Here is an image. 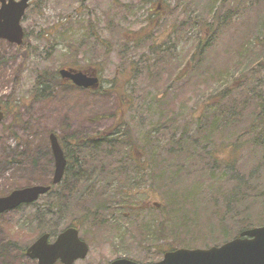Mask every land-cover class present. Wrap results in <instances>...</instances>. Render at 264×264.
Segmentation results:
<instances>
[{
	"label": "rangeland",
	"instance_id": "obj_1",
	"mask_svg": "<svg viewBox=\"0 0 264 264\" xmlns=\"http://www.w3.org/2000/svg\"><path fill=\"white\" fill-rule=\"evenodd\" d=\"M213 3L216 14L208 27L210 0H30L21 20L28 56L23 65L17 46L0 39V105L7 111L0 122V196L51 180V132L59 140H69L120 132L126 123L133 157L138 167L145 168L133 175L119 161L123 137L119 138L122 147L112 149L109 157L104 151L99 157L89 153L84 167L75 170L77 181L68 171L63 186L40 195L34 205L0 215V264H14L11 255L17 251L9 248V242L25 248L44 232H50L53 240L71 223L89 246L85 258L75 264H108L117 258L149 264L163 252L153 240L140 241L141 229L153 222L164 223L157 229L164 238L159 244L172 242L173 226L185 242L191 231L183 229L192 224L196 233L191 237L198 243L209 239H198L197 230L209 219L227 216L231 210L244 214L246 206L245 213L263 211L264 150L260 148L264 147L260 143L245 145L232 158L228 157L232 148L223 145L221 152L216 151L222 157L212 174L213 162H206L203 152L212 150L210 142L219 137L229 141L241 133L247 138L245 133L255 122V97L264 96V0ZM199 33L203 43L193 59ZM139 35L155 39V47L148 51V41L142 39L138 48L131 49L126 42ZM128 58L137 62L134 72L124 69ZM259 59L263 65L256 70ZM63 67L96 70L102 91L64 82L49 99L31 98L36 71L58 72ZM241 71L247 73L242 75L246 79ZM112 79L119 95L114 88L104 91ZM220 85L230 86L229 97L217 106H205L206 96ZM13 89L16 98L10 101ZM120 96L123 101L117 99ZM209 126L214 136L207 131ZM69 154L73 161L75 153ZM176 168L181 171L171 183L170 172ZM127 177L133 178L130 185ZM117 188L132 193L127 204L121 206ZM77 190L82 193L79 204L74 201ZM56 191L58 196L63 191L72 195L53 215L45 204L52 199L53 204H61L54 199ZM102 198L106 201L100 204L110 207L82 217L95 203L92 199ZM36 216L39 219L33 221ZM19 217L26 218L27 224L16 220ZM235 229H230L226 240L192 248L218 246L234 238Z\"/></svg>",
	"mask_w": 264,
	"mask_h": 264
},
{
	"label": "trees",
	"instance_id": "obj_2",
	"mask_svg": "<svg viewBox=\"0 0 264 264\" xmlns=\"http://www.w3.org/2000/svg\"><path fill=\"white\" fill-rule=\"evenodd\" d=\"M211 4L209 9H211V20L209 23H207L208 27L212 26V19L214 17V14H216V7L214 6V0H210ZM213 4V6H212ZM170 12V11H169ZM155 16V13H152ZM166 16V15H165ZM140 37H138V39L132 40V41H127L126 44H129L131 49L134 50V48H138L139 47V43L142 42V39H145V41H148V47L147 50H152L153 47H155V43H157V41L155 39H152L151 36H147V37H143L139 35ZM149 37V38H148ZM141 38V39H140ZM203 43V38L201 37V34H197L196 38L194 39V51L191 55V58H195V51H198L200 49V45ZM17 50L20 52L21 56H22V64L23 65L25 63V61L27 60V48H25L24 44L22 43L21 45L17 46ZM200 57V56H198ZM126 60V67L124 69H126V71L129 72H134L136 70V66H137V62L135 60H131V58L125 59ZM192 60V59H191ZM263 59H259L256 64L254 65V69L259 70L261 68V66L263 65ZM189 62V61H188ZM81 69V68H80ZM86 70V69H83ZM241 77H245L242 75H246L243 74L242 71L240 72ZM18 77L16 76V79L14 78V80H17ZM246 79V77H245ZM113 82L112 85H110L107 89H104V91L107 92H113L112 88L115 89V85L114 82L115 80L112 79L111 80ZM64 83V81L59 77L58 72L56 70H39L35 72V78H34V83L30 92V96L31 98L35 99V100H43V99H49L54 90L61 86ZM227 85H229L230 83H226ZM230 90V86L223 88V86H216V90L213 93H210L209 95L206 96V102L204 103L205 106L208 105H214L217 106L219 105L222 101H224L225 99H227L230 95L229 93ZM92 92L94 91H102L101 88V84L99 85L98 88L91 90ZM114 92H117L119 95V91L117 89L114 90ZM12 94H10L9 99L10 101H14L15 97V89H13L11 91ZM121 94V93H120ZM118 100L123 101L124 97L120 96V98H117ZM255 100L257 101V103H255V122L252 123L250 125V127L248 128V130L246 131V135L248 136L247 138H242L240 135L241 133H239L238 135L235 136L234 140H224L223 137H219V139L214 142L211 141L210 144L213 145V149L212 150H208V151H204L203 154V159L206 162L212 161L213 162V166L212 168H210L211 174L213 173V169L215 168V166L217 165V162L219 161L220 154L216 153V151L221 152L222 150H220V148L223 145H227L228 148H232L233 153L231 152V156L228 155V157L232 158V156H235L240 149H242V147H246L245 145H247V147L251 146V144H257L260 143L261 147H264V96L263 95H257L255 97ZM5 106V105H4ZM5 112V111H4ZM7 114V111L5 112V115ZM121 123V122H120ZM117 125H119V123H117ZM116 125V126H117ZM121 131L119 132L118 130L116 131H112V132H103L97 135H92V136H87V137H81V138H74V137H70L69 140H59L63 150H64V155L67 161V167H66V172H71V179L73 178V180H78L77 176L75 177V172L78 171L82 166L84 167V163L83 160H85L87 157L86 155L90 154H94L96 157H99V153L100 151H104L108 157L110 156L111 152L113 150H115L116 147L121 148V144L119 145V138L123 137L124 138V142L125 144H123L122 149L123 150V157L120 158V162H124V165L126 167H129L130 171H133V175L134 173L138 170H141L143 168H145L144 166L138 167V163L137 161H135V158L133 157V154L131 152V147H132V143L130 141L131 138V134H130V128L126 123L121 124ZM207 131L210 133V135H212L213 129L211 126L207 127ZM214 136V134L212 135ZM113 149V150H112ZM262 150H264L263 148H260ZM72 151L73 153H75V156L73 161L70 158V151ZM121 151V150H120ZM92 152V153H91ZM81 157V159H80ZM150 161V160H149ZM80 165H79V164ZM78 168V170H76ZM104 169V165L101 167H99V170ZM76 170V171H75ZM94 171V170H92ZM181 170H179L178 168L176 169H172L170 172V176H171V183L174 182V180L179 176ZM153 172H151L152 174ZM156 177V176H155ZM154 177V178H155ZM65 178V177H64ZM64 178L62 180V182L58 185V186H63V182H64ZM76 178V179H75ZM133 178H129L127 177V181L128 185L131 184ZM109 181V180H108ZM71 182H68L67 184H70ZM108 184V182H107ZM106 185V184H105ZM53 189V187H51V190ZM71 189H73V187H71ZM70 189V190H71ZM118 189V195H121V199L123 200L122 204H127V198L128 197H132V193L130 192V190L128 189H122V188H117ZM81 191L77 190L75 191V197H74V201L76 204H79V199H81ZM69 191H63L59 194V201H60V205L64 206L68 203L69 201V196L71 198L72 194H69ZM47 195V194H46ZM45 195V196H46ZM74 195V194H73ZM183 197V196H182ZM264 198V196H263ZM94 199V198H93ZM93 199L91 200V206L89 208H87L85 211H83L82 213H84L82 215V217H87L89 214H92L95 211H100V210H104L107 208V206L110 204H100V203H104L106 201L105 198H102V200H96L93 201ZM99 201V202H98ZM125 201V202H124ZM251 201V200H250ZM249 201V202H250ZM110 202V201H109ZM232 204L237 203V199L233 202L231 201ZM52 204H53V199L50 202H47L45 205L49 210H52ZM112 205V204H111ZM245 208L244 207V214H241L240 212H238L237 214H235L234 210H231L230 213L227 214V216H222L218 219H209L208 221H206L205 226H201V229L199 227H197V230L200 231V236L198 239H205L206 237H209L208 240L204 241V242H198L196 243L193 240V236L195 235V230L193 228V225L191 227H186L183 230L185 231V233L190 232L189 236H186L187 239L185 242H182L181 239H183V236H177L175 234V228L174 226L171 228V235H172V242L170 244L164 242V243H158L159 241L164 240V238L160 239L161 235L157 232V229L159 226H163V222L159 223L158 225H156L155 222H153L151 225L146 226L145 228L141 229L142 231H140L139 237L141 238L140 241H150L153 240L155 243V247L156 249H160V251L164 252L168 249H172L178 246L181 247H195L198 245H206L208 243H212V242H216L217 240L221 239V240H226L228 238H230V236H228V233L230 231L231 228L235 227V234L234 237H236L238 235V233L244 229H248V228H252L254 226H261L264 225V209L261 212H253V210H251L248 213H245ZM230 216V218H229ZM165 220V219H163ZM101 223V222H100ZM103 223V222H102ZM98 224V223H97ZM229 227V228H228ZM164 229V228H163ZM192 236V237H191ZM233 236V235H232ZM189 237V238H188ZM217 239V240H215ZM181 241V242H180ZM167 245H171V246H167ZM162 246V247H160ZM160 247V248H159ZM162 252V253H163Z\"/></svg>",
	"mask_w": 264,
	"mask_h": 264
},
{
	"label": "water",
	"instance_id": "obj_3",
	"mask_svg": "<svg viewBox=\"0 0 264 264\" xmlns=\"http://www.w3.org/2000/svg\"><path fill=\"white\" fill-rule=\"evenodd\" d=\"M29 6V0H0V39L20 45L24 38L22 17ZM63 79L70 80L75 86L96 88L99 83L97 73L72 68L58 70ZM4 112L0 105V122ZM50 149L54 159L52 184L61 181L66 167V159L54 132L49 133ZM50 189L49 185H32L12 190L0 196V213L19 204L36 201ZM48 233L42 234L27 249L30 258L38 259L39 264H74L88 253V245L78 236V230L68 227L56 239L48 242ZM108 264H142L128 258H117ZM149 264H264V225L245 229L237 237L218 246L208 248H175L165 251L162 258Z\"/></svg>",
	"mask_w": 264,
	"mask_h": 264
},
{
	"label": "flooded vegetation",
	"instance_id": "obj_4",
	"mask_svg": "<svg viewBox=\"0 0 264 264\" xmlns=\"http://www.w3.org/2000/svg\"><path fill=\"white\" fill-rule=\"evenodd\" d=\"M160 6V2L158 3V7L157 8H160L159 7ZM45 184H49V182H47V183H45ZM13 190V189H12ZM54 199L57 201V202H59V196H58V191H56L55 193H54ZM31 205H34V204H19V205H17L16 207H14V208H12V209H8V210H5V211H3V212H1L0 213V215H5V214H9V213H14V212H18L19 210H22V209H25L26 207H28V206H31ZM59 206H60V204H52V212H53V215H58V213H59ZM37 219H39L37 216L36 217H34V219H33V221H37ZM9 220H15L13 217H9ZM16 220H19L20 222H22L23 220H24V222L27 224V220H26V218H23V217H19V218H17ZM58 220V217L56 218V220L55 221H57ZM14 222V221H13ZM15 223V222H14ZM16 224V223H15ZM67 227H75L72 223L71 224H69V225H67L64 229H66ZM77 228V227H76ZM63 229V230H64ZM21 230H23V228H21ZM63 230H61V231H59V232H57L55 235H54V239L53 240H55V238L63 231ZM48 234H49V236H51L50 235V232H47ZM40 235H42V234H40ZM39 235V236H40ZM38 236V237H39ZM37 237V238H38ZM36 238V239H37ZM35 239V240H36ZM34 240V241H35ZM53 240H50L49 239V241H53ZM33 243V242H32ZM31 243V244H32ZM8 246H9V248H13L14 250H16L17 251V253H16V255H11V258H13V262H14V264H27V258H29L31 261H34L35 262V264H39V262H38V259H36V258H30L28 255H27V248H28V246L27 247H25V248H22L21 246H19L18 244H16V243H14V244H11L10 242L8 243ZM19 248H22V249H19ZM76 262V261H75ZM57 263H59V264H62V263H60L59 261H56L54 264H57ZM75 264V263H74Z\"/></svg>",
	"mask_w": 264,
	"mask_h": 264
}]
</instances>
